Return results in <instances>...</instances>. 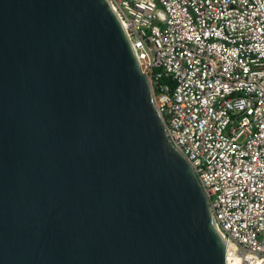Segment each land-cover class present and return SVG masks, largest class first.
<instances>
[{
  "label": "water",
  "instance_id": "95a60500",
  "mask_svg": "<svg viewBox=\"0 0 264 264\" xmlns=\"http://www.w3.org/2000/svg\"><path fill=\"white\" fill-rule=\"evenodd\" d=\"M0 264H225L109 0H0Z\"/></svg>",
  "mask_w": 264,
  "mask_h": 264
},
{
  "label": "built area",
  "instance_id": "2783aa9c",
  "mask_svg": "<svg viewBox=\"0 0 264 264\" xmlns=\"http://www.w3.org/2000/svg\"><path fill=\"white\" fill-rule=\"evenodd\" d=\"M109 1L206 193L225 264H264V0Z\"/></svg>",
  "mask_w": 264,
  "mask_h": 264
},
{
  "label": "trees",
  "instance_id": "16d2710c",
  "mask_svg": "<svg viewBox=\"0 0 264 264\" xmlns=\"http://www.w3.org/2000/svg\"><path fill=\"white\" fill-rule=\"evenodd\" d=\"M160 81L161 82H170V83H172V81H170L168 78H166V77H162L161 79H160Z\"/></svg>",
  "mask_w": 264,
  "mask_h": 264
},
{
  "label": "bare ground",
  "instance_id": "6f19581e",
  "mask_svg": "<svg viewBox=\"0 0 264 264\" xmlns=\"http://www.w3.org/2000/svg\"><path fill=\"white\" fill-rule=\"evenodd\" d=\"M144 72V71H143ZM157 101V100H156ZM159 102H160V100H159ZM157 104L159 105V103L157 102ZM227 260V259H226ZM232 263V261H231V259H229V260H227V264H231Z\"/></svg>",
  "mask_w": 264,
  "mask_h": 264
},
{
  "label": "rangeland",
  "instance_id": "374dc122",
  "mask_svg": "<svg viewBox=\"0 0 264 264\" xmlns=\"http://www.w3.org/2000/svg\"><path fill=\"white\" fill-rule=\"evenodd\" d=\"M155 102L157 103V101L155 100Z\"/></svg>",
  "mask_w": 264,
  "mask_h": 264
}]
</instances>
